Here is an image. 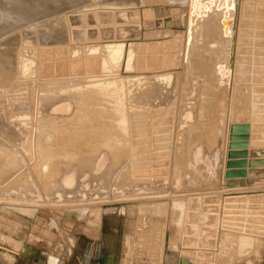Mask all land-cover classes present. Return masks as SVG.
Returning a JSON list of instances; mask_svg holds the SVG:
<instances>
[{"label": "bare ground", "instance_id": "1", "mask_svg": "<svg viewBox=\"0 0 264 264\" xmlns=\"http://www.w3.org/2000/svg\"><path fill=\"white\" fill-rule=\"evenodd\" d=\"M254 1L0 0V102L7 113H16V120L28 118L23 126L0 122L1 217L15 216L21 228L28 224L23 218H36L39 210L51 208L86 221L93 214L87 206L107 204L95 214L96 221L115 224L119 233L126 226L122 213L133 203L141 205L135 210L142 213L160 211L169 200L179 223L186 202L178 199L227 193L226 118H219L225 126L213 132L208 115L215 96L236 90L243 17L258 16L261 10L264 14V4ZM155 45L167 48L159 51L162 61L167 51L179 53L180 69L191 77L190 89L172 105L167 103L170 73L155 68L144 73L140 64L132 69L133 59ZM165 109L171 111L167 135L161 137L167 155L160 157L166 155L176 168L159 179L141 155L154 134L151 118ZM200 113L207 115L205 124ZM137 124L148 131L146 141L135 132ZM59 137L78 138V145L65 147ZM3 229L1 224L0 233ZM122 236L125 244L117 264H132L134 236ZM11 237L13 254L25 251L22 241ZM45 257V264H59L62 258ZM13 262L11 255L0 253V264Z\"/></svg>", "mask_w": 264, "mask_h": 264}, {"label": "rangeland", "instance_id": "2", "mask_svg": "<svg viewBox=\"0 0 264 264\" xmlns=\"http://www.w3.org/2000/svg\"><path fill=\"white\" fill-rule=\"evenodd\" d=\"M254 2L264 4V0H255ZM262 11H259V13H262ZM259 13L257 12L258 16H255V14L249 16L247 14L242 20L243 29L241 30L239 52L236 58V63H238L234 70L235 75H238L234 76L235 79H233V87H236L235 91L237 92L234 89L233 92L227 89L224 90L222 96L220 94L215 96L212 99L213 103H211V114L208 115L209 118L211 117L209 119L211 121L208 122L209 126L211 128L214 127L213 132L223 125V123L219 125V118H222V116L223 120L226 118L224 145L225 147L227 146L226 155L228 163L223 173L225 172L224 176H226L224 185L228 186L226 189L232 191L226 190L227 193H224L221 197L219 195L215 196L216 199L214 195L212 197L204 194L178 199L181 203L186 202V206L183 205L181 211L179 210L181 212L179 214V223L176 222L178 215L169 210V207L172 206V203L168 202L169 200L163 202V208L160 211L144 210L142 213H137L135 210V207L141 205L138 202L133 203L134 206L130 210H125L122 213L126 226L123 230H119L121 233L113 229V227L116 228L115 224L106 223L105 225L103 218H100V222L96 221L98 218L95 214L98 211L103 212L107 209L109 206L107 204L99 207L87 206L85 210H92L93 214L91 213L86 221H79L78 217L75 218V216L71 215L66 217L65 212L62 211L64 209L60 211H55L51 208L41 209L38 211L36 218L22 219L28 223L21 225L23 229L18 226V222L14 221L17 220L15 216H11V221L1 217L0 214V217L4 219L3 221H7L5 225L3 221H0V225L3 224L5 227L3 229L4 233H0V253L13 251V249H10L12 246L9 241V237L12 236L22 241V247H25V251L22 250L20 252L28 253L30 251L29 246H37V249L42 251L38 253L40 262H44L45 256L53 254L52 252L65 255L67 259L79 258V254L83 251L82 245L79 246V243H82L81 240L83 241V238L88 236L91 241L103 240V244L106 245V247L104 246L106 248L105 252L109 254L108 264H117L123 250L122 247L125 244L124 236L122 235L126 233L134 236L131 244L132 264H179V261L181 262L182 260L187 261L188 264L190 262L191 264H230L231 262V264H264V154L261 153L264 152V14L261 15ZM8 39L9 37L3 42ZM164 49L167 48L155 45L153 48L143 50L140 57L133 59L132 69L135 71L138 64H140V70L144 73L150 72L152 68H155L157 73H170V77L166 79L171 85V90H168L170 92L168 93L169 99H167V103L172 105L178 96L182 98L186 92L185 90L188 91V88L190 89L191 83L189 80H191V77L188 76L185 69H180L179 59L181 57L179 53L172 54L173 51L172 53L167 51L166 55L164 54L163 56L165 59L161 60V52L165 51ZM239 69L240 72H238ZM178 73L181 75L175 77ZM180 87L182 88L181 90ZM165 90L167 91V89ZM225 91L228 93L226 94ZM253 104L255 105V110L251 108ZM160 112L151 118L154 134L149 145H146V147L148 146L147 150L143 154L141 153L142 157H146L143 161H147L145 163H148V169L151 168L150 164L152 169H154V175H152L159 179L166 178L169 176V171L176 168L174 162L171 168L172 162L166 159L167 153H164L166 149L161 147L163 144L166 145V142L162 141V138L167 135L166 127H168V122H170L171 111L170 109H165ZM0 116V122L6 124V126H10L12 123L23 126L24 123L22 122L28 121V118L16 120V113H7L2 102H0ZM199 116V120L205 124L206 120L204 117L207 115L200 113ZM139 121V119L136 120V122ZM135 132L139 135L142 133L141 137L146 141L145 135L148 131L144 133L142 128L138 127L137 124ZM216 134L213 133L211 135V137L213 136L212 141L216 137ZM159 137H162L160 141ZM235 137L246 138L247 140H234ZM59 141V143H64L65 147L72 145L71 142L76 146L78 145V138L66 137V139H62L59 137ZM235 144H238L237 147H234ZM143 146L144 144L140 147ZM251 149L254 150L251 151ZM249 150V153L253 156L247 152ZM258 151L261 152L259 153ZM243 152H246V156H240V153ZM162 153L163 155L166 154L165 158L160 157ZM260 154L263 155L261 156ZM145 163L143 166H146ZM221 164L223 163L221 162ZM140 170L143 169L140 167ZM236 171L243 172V174L241 173L236 177L228 176V173H236ZM232 197H234L233 200ZM112 205L115 209L121 208V206L115 203ZM125 207L130 206L126 205ZM79 217L82 218V216ZM89 217H94V219ZM88 218L91 221L93 219L94 222H91ZM11 222L17 225L13 227ZM101 222L104 223V228L100 227ZM11 226L13 228L9 229ZM234 227H236V230ZM8 229L9 232L6 231ZM249 238H252L251 240L254 239L253 241L258 243L255 242L254 244ZM245 240H248L250 243ZM252 243L253 245H251ZM219 249H222L223 252ZM209 250L214 251L210 252ZM116 255L118 256L117 258ZM236 260L237 262H234ZM185 261H183L184 264H187Z\"/></svg>", "mask_w": 264, "mask_h": 264}, {"label": "crops", "instance_id": "3", "mask_svg": "<svg viewBox=\"0 0 264 264\" xmlns=\"http://www.w3.org/2000/svg\"><path fill=\"white\" fill-rule=\"evenodd\" d=\"M84 237V235H83ZM86 237V236H85ZM76 241V240H75ZM82 243H79V246L82 245V253L79 254V258H69L66 256L60 255V253L55 254L56 256H63L59 262V264H108L109 254L105 252L106 245L103 244V240H94L91 241L90 237L83 238ZM74 243V241H73ZM105 246V247H104ZM30 251L28 253H16L8 251L7 253H3L5 255L9 254L14 258L13 264H45V262H40L38 253L41 251L37 249V246L31 245L29 246ZM11 249V248H10ZM56 251V249H55ZM42 252V251H41ZM71 252V249H70ZM72 254V252H71ZM69 253V255H71Z\"/></svg>", "mask_w": 264, "mask_h": 264}, {"label": "water", "instance_id": "4", "mask_svg": "<svg viewBox=\"0 0 264 264\" xmlns=\"http://www.w3.org/2000/svg\"><path fill=\"white\" fill-rule=\"evenodd\" d=\"M239 128H240V127H239ZM239 139H242V140H244V141L247 140L246 138H237V137H235L234 140H239ZM237 145H238V144H235L234 147H237ZM239 145H240V144H239ZM243 153H244V154H243ZM243 153H240V156L246 154V152H243ZM245 156H246V155H245ZM231 158H232V157H231ZM241 173L243 174V172H238V171H236V173H231V172H230V173H228V176H229V177H236L237 175H239V174H241Z\"/></svg>", "mask_w": 264, "mask_h": 264}]
</instances>
